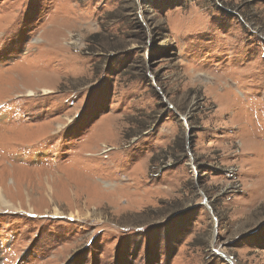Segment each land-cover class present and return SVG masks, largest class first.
Here are the masks:
<instances>
[{
    "label": "rangeland",
    "instance_id": "rangeland-1",
    "mask_svg": "<svg viewBox=\"0 0 264 264\" xmlns=\"http://www.w3.org/2000/svg\"><path fill=\"white\" fill-rule=\"evenodd\" d=\"M0 264H264V0H0Z\"/></svg>",
    "mask_w": 264,
    "mask_h": 264
},
{
    "label": "bare ground",
    "instance_id": "bare-ground-1",
    "mask_svg": "<svg viewBox=\"0 0 264 264\" xmlns=\"http://www.w3.org/2000/svg\"><path fill=\"white\" fill-rule=\"evenodd\" d=\"M0 202H5L4 197L2 196L1 192H0Z\"/></svg>",
    "mask_w": 264,
    "mask_h": 264
}]
</instances>
